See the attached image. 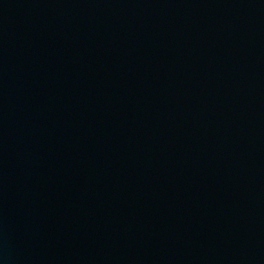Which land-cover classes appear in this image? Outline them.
<instances>
[{"label": "water", "instance_id": "obj_1", "mask_svg": "<svg viewBox=\"0 0 264 264\" xmlns=\"http://www.w3.org/2000/svg\"><path fill=\"white\" fill-rule=\"evenodd\" d=\"M0 264H264V0H0Z\"/></svg>", "mask_w": 264, "mask_h": 264}]
</instances>
